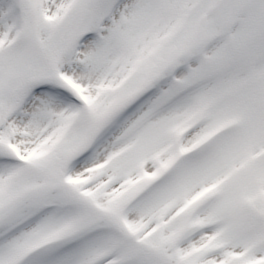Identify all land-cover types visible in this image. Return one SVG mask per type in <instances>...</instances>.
I'll return each instance as SVG.
<instances>
[{"label": "snow or ice", "instance_id": "1", "mask_svg": "<svg viewBox=\"0 0 264 264\" xmlns=\"http://www.w3.org/2000/svg\"><path fill=\"white\" fill-rule=\"evenodd\" d=\"M0 264H264V0H0Z\"/></svg>", "mask_w": 264, "mask_h": 264}]
</instances>
